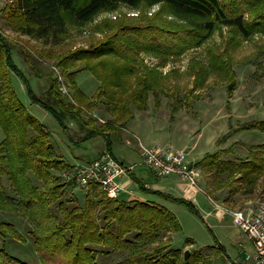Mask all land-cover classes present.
Segmentation results:
<instances>
[{"label": "trees", "instance_id": "1", "mask_svg": "<svg viewBox=\"0 0 264 264\" xmlns=\"http://www.w3.org/2000/svg\"><path fill=\"white\" fill-rule=\"evenodd\" d=\"M154 4L160 7L151 15L140 12L138 17H105L96 22L91 30L101 37L86 46H62L71 26L91 24L100 13L121 6L144 9ZM1 16L12 31L45 45L34 51L47 61H28L29 65L34 70L35 64L43 62L53 71L56 67L69 87L70 94L64 93L58 76L52 79L48 75L49 86L40 94L29 88L32 102L49 111L63 129L66 120L75 121L81 133L77 139L104 137L109 152L120 140L121 128L133 118V109H147L150 92L157 96L166 92L167 76L175 72L165 74L146 64L140 59L142 52L159 56V67L171 56L204 45L224 26L242 40L255 34L264 36V0H10ZM234 39L232 46H237L241 40ZM13 45L0 32V129L4 135L0 141V211L30 223L28 235L41 263L101 264L100 256L116 255L115 264H212V259L199 250L185 260L184 251L172 244V236L182 226L165 205L109 197L97 183L85 190L81 202L73 186L61 182L59 172L72 164L58 152L47 125L17 94L12 72L26 77L13 60ZM220 47L206 46L207 64L190 63L194 81L186 90L185 104L200 96L195 92L203 88L210 74L228 81L231 90L235 87L230 51L227 46L223 50ZM25 52L26 58H33ZM84 70L97 81L91 95L76 81ZM100 110L108 115L104 122L96 112ZM241 129L264 132V118L247 122ZM240 144L247 149L244 157H228L235 151L230 145L205 153L196 163L206 176V194L217 196L227 190L229 201L238 193L264 192V142ZM129 174L141 189L193 206L183 198L153 191L132 171ZM0 235L26 240L16 225L6 220H0ZM0 264L31 263L0 247Z\"/></svg>", "mask_w": 264, "mask_h": 264}, {"label": "rangeland", "instance_id": "2", "mask_svg": "<svg viewBox=\"0 0 264 264\" xmlns=\"http://www.w3.org/2000/svg\"><path fill=\"white\" fill-rule=\"evenodd\" d=\"M9 2L10 0H0V32H3L5 36L12 40L14 44L12 49L13 60L26 77L25 80L16 71L12 72L13 85L27 109L50 129L63 157L71 164L77 163L78 160L74 157V154H80L94 144L96 140L75 141L70 139L67 131L58 124L49 111L32 102L29 88L36 94H40L44 88H48L50 77L53 79L56 74L51 66L45 65L44 62L41 65L35 64V67L43 73L46 72L50 77L43 78L32 73L34 68L31 65L29 66L28 61H47L39 57L34 48L44 47L45 45L40 40L32 39L9 29L1 16ZM159 7L160 4H154L144 9L142 7L135 9L121 6L112 12H102L91 24L83 27L71 26L70 34L66 37L62 46H86L93 38H100V35L92 32L91 26L105 17L112 19H118L122 15L138 17L140 12L151 15L158 11ZM234 36L241 40L237 46H232ZM207 45H221L220 50L227 46L236 73V84L231 90L228 81L220 80L218 76L210 74L203 88H199L195 92H200V96L191 98L190 105H187L184 103L185 93L194 81V73L193 70H190V63L197 61L198 63L204 62L207 64L208 61H206L205 55ZM25 51L30 52L33 58H26ZM140 59L151 67L160 69L165 74L175 71L167 76L166 92L158 93V96L154 92H150L148 100V114L152 119V123L155 124L153 126L163 131L164 134L160 139L163 144L172 142L175 147L184 144L186 147H192L196 142L198 144L197 149L211 152L233 145L234 154L227 156L236 158L244 157L247 154V149L240 144L241 142L245 144L264 142V132L256 129H241L242 125L247 122L264 118V36L255 34L242 40L239 34L235 35L230 28L224 26L217 30L204 45L190 49L180 56L169 57L163 66L157 67L161 63V58L154 54L142 52ZM63 79L66 82L64 77ZM76 81L89 94L94 92L97 85V81L91 72L85 70L78 73ZM65 84L67 85V83ZM177 110L187 111L188 121L185 120V117L178 121L175 118L178 113ZM133 111L138 110L134 108ZM96 112L103 118L108 116L102 110ZM186 129H189V131H186ZM72 135L79 138L78 134L72 133ZM3 137V132L0 129V141ZM151 139L148 133L143 132V130H137L136 135H132V141H135L136 144L144 141L149 144L156 143V141L150 143ZM114 145L118 151L132 153L131 160L137 163L135 172L138 178L152 181V177L156 174L144 165L141 155L135 149L130 148L132 146H126L120 144V142H114ZM194 152L195 150L191 152V155H194ZM198 172L200 188L194 186L188 180H184L182 184L187 195L181 198L191 202L193 206L184 202H174V210L182 226L174 237V245L180 248L184 247L183 250L191 248V252L199 250L203 255L212 259V264H246L242 254L252 252L254 249L253 243L235 224L226 207L245 208L248 206L249 201L255 204L260 200H264V192L238 193L227 201L229 196L227 190L217 196L206 194L204 191L206 176L202 178L199 168ZM128 178L132 180V184L130 185L127 182L124 185L121 184L122 186H129L128 188L140 192L139 194L146 199L152 200L154 198V200H157L151 192L141 189L132 176ZM4 184L9 188L6 180H4ZM72 190L79 201L83 202L86 189L73 186ZM128 195L126 192H121L118 196ZM0 220L14 223L20 233L26 237L25 241H19L11 236L3 237L0 235V247H6L9 253L21 260L31 264H42L34 248L33 240L28 235L31 228L30 223L22 217L2 211H0ZM188 239L193 241L191 245H187L186 241ZM117 258L119 257L116 255L110 258L100 256L98 261L101 264H115Z\"/></svg>", "mask_w": 264, "mask_h": 264}, {"label": "built area", "instance_id": "3", "mask_svg": "<svg viewBox=\"0 0 264 264\" xmlns=\"http://www.w3.org/2000/svg\"><path fill=\"white\" fill-rule=\"evenodd\" d=\"M54 71L59 78L60 89L70 94L59 70L54 67ZM100 121L104 122L101 118ZM139 146L144 165L157 176L177 175L200 188L199 167L188 161L185 149H171L161 144L147 146L140 143ZM132 170V165L123 163L106 150L91 161L72 164L69 168L61 170L59 177L65 184L84 189H88L92 183H97L109 197H116L125 190V187L118 183L117 178L129 175ZM226 210L253 243V251L245 254V263L264 264V200L255 204L249 201L245 208L226 207Z\"/></svg>", "mask_w": 264, "mask_h": 264}, {"label": "crops", "instance_id": "4", "mask_svg": "<svg viewBox=\"0 0 264 264\" xmlns=\"http://www.w3.org/2000/svg\"><path fill=\"white\" fill-rule=\"evenodd\" d=\"M32 71H33L32 73L38 74V75L42 76L43 78L44 77H49L46 72L43 73V72H41V70H37V69L33 70L32 69ZM44 89H46V88H44ZM86 94L87 95H91L92 93H90V94L86 93ZM178 110L176 111V112H178L177 116H175V118L178 121L181 120L184 117H185V120H187V118H189L188 117L189 115H188L187 111H182V110L178 111ZM186 113H187V117H186ZM99 118L104 120L103 117H99ZM153 125H155V124L152 123V119H150V116L148 114L147 109L133 111V118L125 125V127L121 128V131L119 132L120 140H118V142H120V144L122 143V144H124L126 146H132L130 148L135 149L136 152H138V154H140V148H139L140 146H139L138 143L136 144L135 141H132V135H136V131L137 130H140V131L143 130V132H145V133L147 132L148 136L150 138H152L151 139L152 141H150V143H152L154 141H156V143L149 144V143H146L144 140L143 141L146 144L144 142H140V143H142L144 145H147V146H153L155 144H161V145H163V146H165L167 148H171V149H185L186 148L185 151L187 152V159L192 164H196L204 156L205 153L211 152L209 150L197 149L198 148L197 147L198 144L196 142L192 145V147H186L185 144L180 146V147H175V146H173L172 142H170V144H163L160 141V139H162V136L164 134L163 131L158 130ZM64 130L67 131L68 135H70V136H72V133H75L76 135L78 134L79 137L81 135L80 130L78 128V124L75 121L70 120V119L66 120V129H64ZM186 131H189V129H186ZM53 139H54V137H53ZM70 139H74L75 141H81L82 140V139H77L76 137H73V138L70 137ZM90 139L96 140V142H94V144H92L90 147L86 148L80 154H76V155L74 154V157L78 160L77 163H84V162L91 161L92 159L98 157L104 151H106V139L104 137L95 136V137L88 138V139H83V140H90ZM54 142H55V140H54ZM55 144H56V142H55ZM56 147H57L58 152L61 154L57 144H56ZM193 150H195L194 155H191V152ZM111 151H112L111 153H113V155H115V157H117L120 161H122L123 163H125L127 165H132L133 166L132 173H133V175L136 176L135 166L137 165V163L134 162L133 160H131V157L133 156L132 153H129V151H125V152L124 151H120V150L118 151L117 148L115 147L114 143L112 144ZM193 161H195V162H193ZM74 164H76V163H74ZM129 176H131V174L118 177V179H117L118 183L124 185V183L128 182V184L131 185L132 184V180L128 178ZM203 177H204V173L202 171V178ZM139 179L145 183L146 187H148L149 189H151L153 191H159V192H162L164 194H169V195H172V196H174L176 198L186 197V195H187L186 194L187 192L182 187V184L184 183L185 179H183V178H181V177H179L177 175H168V176H164V177H159V176L155 175V176L152 177V181L151 182L148 181V180H142L141 177H139ZM128 187H125V190L122 191V192H126L129 195L128 196H122L121 198H126L127 200L128 199H135V198L141 199V200H145L146 199V198H144V196L139 194L140 192H138L136 190H133L131 188H128ZM153 197H155L157 200H154V198H152L151 201H154V202H157V203L165 205L166 207L171 209L176 214V212L174 210V202L175 201L170 200L168 198H164V197L156 195V194H153ZM146 200H150V199H146ZM177 217H178V215H177ZM175 235L176 234H174L172 236V244L173 245H174V237H175ZM186 242H187V245L188 244L191 245L190 242H188V241H186ZM174 246L178 247L176 245H174ZM178 248H180V247H178ZM180 249L183 250L184 247H182Z\"/></svg>", "mask_w": 264, "mask_h": 264}, {"label": "water", "instance_id": "5", "mask_svg": "<svg viewBox=\"0 0 264 264\" xmlns=\"http://www.w3.org/2000/svg\"><path fill=\"white\" fill-rule=\"evenodd\" d=\"M190 249H185L184 252H183V255H184V259L187 260L189 255H190ZM243 257H245V253L242 254Z\"/></svg>", "mask_w": 264, "mask_h": 264}]
</instances>
